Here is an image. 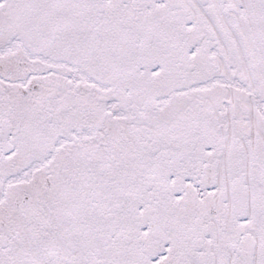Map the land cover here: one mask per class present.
Listing matches in <instances>:
<instances>
[{
	"label": "snow or ice",
	"instance_id": "snow-or-ice-1",
	"mask_svg": "<svg viewBox=\"0 0 264 264\" xmlns=\"http://www.w3.org/2000/svg\"><path fill=\"white\" fill-rule=\"evenodd\" d=\"M0 264H264V0H0Z\"/></svg>",
	"mask_w": 264,
	"mask_h": 264
}]
</instances>
